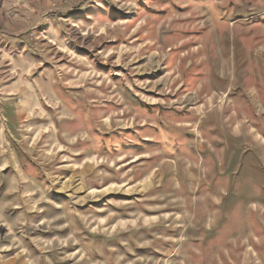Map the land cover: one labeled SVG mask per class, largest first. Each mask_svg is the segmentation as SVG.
<instances>
[{"label":"clouds","instance_id":"clouds-1","mask_svg":"<svg viewBox=\"0 0 264 264\" xmlns=\"http://www.w3.org/2000/svg\"><path fill=\"white\" fill-rule=\"evenodd\" d=\"M0 264H264V0H0Z\"/></svg>","mask_w":264,"mask_h":264}]
</instances>
